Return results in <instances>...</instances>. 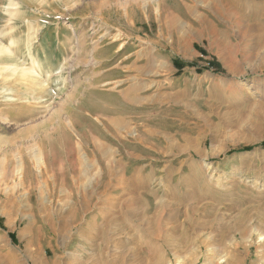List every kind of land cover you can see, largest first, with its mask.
<instances>
[{
  "label": "rangeland",
  "instance_id": "374dc122",
  "mask_svg": "<svg viewBox=\"0 0 264 264\" xmlns=\"http://www.w3.org/2000/svg\"><path fill=\"white\" fill-rule=\"evenodd\" d=\"M129 1L0 0V264H264V0Z\"/></svg>",
  "mask_w": 264,
  "mask_h": 264
},
{
  "label": "bare ground",
  "instance_id": "6f19581e",
  "mask_svg": "<svg viewBox=\"0 0 264 264\" xmlns=\"http://www.w3.org/2000/svg\"><path fill=\"white\" fill-rule=\"evenodd\" d=\"M126 1V0H125ZM128 1V0H127ZM144 2V1H143ZM128 4H135V3H137V1L136 0H130L129 2H127ZM127 4V5H128ZM113 6V8L114 7H116V8H119V7H123L122 6V4L121 3H117V4H113V5H111V7ZM130 8V7H129ZM109 9V8H108ZM121 10V9H120ZM125 10V9H124ZM129 12V11H128ZM128 15V14H127ZM127 20V19H126ZM171 22H172V24H173V27H176V25H177V23L173 20V18H171ZM104 37H109L110 38V43L107 45V46H105L104 48L105 49H113V48H115L116 47V45H117V43L119 42V40H120V36H118V35H110L109 33H104L103 35H101L98 39H103ZM82 38V37H81ZM81 45V44H80ZM99 45V44H98ZM97 47V46H96ZM123 49H124V45L123 44H120L119 45V48H118V50H117V53H120V52H122L123 51ZM0 50H1V48H0ZM93 50H94V48H93ZM89 51V50H88ZM1 53V52H0ZM115 53V52H114ZM2 54V53H1ZM6 55V54H5ZM93 56H94V54H93ZM102 59V58H101ZM98 69V68H97ZM29 70V69H28ZM30 71V70H29ZM84 71V70H83ZM23 73V72H22ZM27 74V73H26ZM34 75V74H33ZM21 76V75H20ZM22 81V80H21ZM119 82V81H118ZM35 83H36V81H35ZM34 84V83H33ZM39 84V83H38ZM34 85H36V84H34ZM41 85V84H40ZM102 86V85H101ZM26 87V86H25ZM42 87H43V85H42ZM28 89H31V88H28ZM36 89V88H35ZM31 90H33V88L31 89ZM40 90H38V92H39ZM44 91V90H43ZM131 94V93H130ZM42 97V96H41ZM132 104H134V103H132ZM138 104V103H137ZM139 105V104H138ZM137 105V106H138ZM133 109V108H132ZM57 111H55V114H57L56 113ZM51 114V113H50ZM60 114V113H59ZM59 114H58V116H59ZM53 117V116H52ZM49 118H51V117H49ZM99 118V117H98ZM102 118V117H101ZM106 120V119H105ZM107 122V121H106ZM111 122V124H113V122L112 121H110ZM43 123V122H42ZM40 125V124H39ZM38 125V126H39ZM58 126L59 127H62V128H64L65 130H67L68 132H71V133H73V134H75V136H76V138H78V142H77V145L74 147V156H73V158H75V161H76V164L78 165V170H79V173H83L84 174V171L83 170H85L84 168H83V164H84V162H83V156H85L86 154H84L85 153V151H84V149H83V147H82V143H81V141H80V138L78 137V135L76 134V130H75V126H74V124H73V122H72V120L67 116L66 117V119H63V118H61V116H59L58 117ZM36 129H38V128H36ZM114 132V131H113ZM113 135H114V133H113ZM91 139H92V137H91ZM116 139H117V137H116ZM91 144H92V146H93V148H94V150L96 151V153H98V155L103 159V160H106V159H108L110 156H111V152L108 150V148H106V146L103 144V143H101L100 141H96V140H92L91 141ZM39 149H40V147H39ZM40 151V150H39ZM72 151V150H71ZM93 153V152H92ZM91 153V154H92ZM42 154V153H41ZM84 154V155H83ZM23 155V154H22ZM21 154L16 158V160H15V158H14V161H8L7 159L8 158H6L5 160H4V165H3V167H2V175L6 178V176L8 177H10L11 179H14V180H18V181H20L19 182V185L20 186H22V182H24V180H25V177H26V175H27V169H29V162L26 160V158H24L23 156H22ZM17 156V155H16ZM87 156V155H86ZM95 156V155H94ZM36 158V160H34L35 161V167H40V164H41V158H38V156L37 157H35ZM106 162V161H105ZM9 165V168H7V166ZM107 166H108V164H107ZM111 168V167H110ZM83 169V170H82ZM87 169V168H86ZM107 169H108V167H107ZM112 171V170H111ZM110 171V172H111ZM30 172V171H29ZM82 174V175H83ZM78 177V176H77ZM82 177V176H81ZM82 180H80V182H81ZM76 182V181H75ZM76 184V183H75ZM142 188V187H141ZM202 195V194H201ZM197 195L195 194V197H196ZM184 197H185V195H184ZM200 197V196H199ZM198 197V198H199ZM139 203V202H138ZM141 204V203H140ZM138 207V206H137ZM136 207V208H137ZM131 208V207H130ZM149 208V207H148ZM260 208V207H259ZM132 210V209H131ZM135 210V209H134ZM123 211V210H122ZM119 212H121V211H119ZM243 212H245L246 213V216L247 215H250V216H252V214H253V209H252V207H246L245 209H244V211ZM135 213V212H134ZM129 214V213H128ZM139 214V213H138ZM148 214V213H147ZM139 217V216H138ZM118 218V217H117ZM124 219H126V218H124ZM121 220V219H120ZM118 222V221H117ZM105 223H102V224H100L99 226H97V227H93L92 228V230H91V233L93 234V236H94V238L93 237H90V239H88V240H85V243H86V245L89 247V248H92V249H94V251H95V256H91V258H93L92 259V261H91V263L92 264H121V259H122V257H120L119 259L117 258V259H112V261L110 262V261H106L105 259H104V251L106 250L105 249V246L109 243V240H110V237L108 236L109 235V232L110 231H115V232H117L120 228H121V226H124V224L123 223H121V222H119V223H116V221L114 220L111 224H109V225H106ZM105 226V227H104ZM236 226L238 227H241L242 226V224L241 223H239V225L238 224H236ZM246 232H250V230H247ZM243 234L244 233H242L241 235H240V242L239 243H235V245H234V248H233V250H236L237 249V245H239V244H241V241L243 240ZM95 237H96V239H100V240H102L103 242L102 243H97V242H95L94 243V245L91 247V245H90V241L91 240H94L95 239ZM138 240V238L137 237H135V236H133L132 237V239L131 240ZM134 242V241H133ZM179 242V241H178ZM187 243L189 244V242L187 241ZM184 244V243H183ZM178 246H180V245H178ZM186 247V246H185ZM180 248H181V246H180ZM179 248V249H180ZM176 249V248H175ZM178 249V248H177ZM135 252V251H134ZM56 253H54V255H55ZM32 255V254H31ZM53 255V256H54ZM37 256H38V262H39V264H46L45 262H44V260H43V258H42V256H41V254H37ZM88 255L86 254L85 255V258L87 257ZM230 257V256H229ZM228 262V264H235V260H234V258L233 257H230L229 258V261H227ZM237 264H239V263H237Z\"/></svg>",
  "mask_w": 264,
  "mask_h": 264
},
{
  "label": "trees",
  "instance_id": "16d2710c",
  "mask_svg": "<svg viewBox=\"0 0 264 264\" xmlns=\"http://www.w3.org/2000/svg\"><path fill=\"white\" fill-rule=\"evenodd\" d=\"M173 65L178 70H181L184 67H193L194 66V64H192V63H181L180 61H174ZM209 69H215L216 71H220L221 66L215 59H212L211 62L208 63V66L204 70H209ZM261 146L264 147V144H262ZM252 148L253 147H245L242 149V151H244V152L250 151V150H252Z\"/></svg>",
  "mask_w": 264,
  "mask_h": 264
}]
</instances>
